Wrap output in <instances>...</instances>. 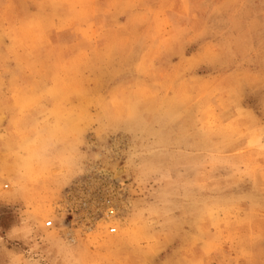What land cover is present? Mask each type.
Instances as JSON below:
<instances>
[{
  "label": "rangeland",
  "instance_id": "obj_1",
  "mask_svg": "<svg viewBox=\"0 0 264 264\" xmlns=\"http://www.w3.org/2000/svg\"><path fill=\"white\" fill-rule=\"evenodd\" d=\"M0 264H264V0H0Z\"/></svg>",
  "mask_w": 264,
  "mask_h": 264
},
{
  "label": "built area",
  "instance_id": "obj_2",
  "mask_svg": "<svg viewBox=\"0 0 264 264\" xmlns=\"http://www.w3.org/2000/svg\"><path fill=\"white\" fill-rule=\"evenodd\" d=\"M47 224L50 225L51 222H48ZM109 230H110V232H114L115 231V228L114 227H111Z\"/></svg>",
  "mask_w": 264,
  "mask_h": 264
}]
</instances>
